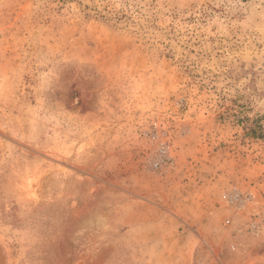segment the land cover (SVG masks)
Masks as SVG:
<instances>
[{"label":"rangeland","instance_id":"374dc122","mask_svg":"<svg viewBox=\"0 0 264 264\" xmlns=\"http://www.w3.org/2000/svg\"><path fill=\"white\" fill-rule=\"evenodd\" d=\"M0 264H264V0H0Z\"/></svg>","mask_w":264,"mask_h":264}]
</instances>
